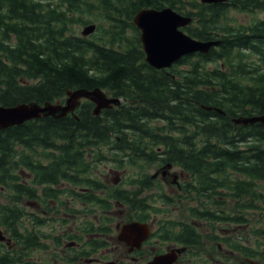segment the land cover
Listing matches in <instances>:
<instances>
[{
  "label": "trees",
  "instance_id": "obj_1",
  "mask_svg": "<svg viewBox=\"0 0 264 264\" xmlns=\"http://www.w3.org/2000/svg\"><path fill=\"white\" fill-rule=\"evenodd\" d=\"M236 3L247 9L246 0ZM254 4L264 7V0ZM166 5L195 17L187 29L198 38L211 39L216 31L223 32V44L197 54L203 71L196 66L184 78H174L172 72L146 61L134 15L146 6ZM227 9L225 2L200 0H0L1 104L54 101L64 99L68 89L95 86L124 97L121 104L104 108L101 114H94L93 103L84 100L76 114L42 116L0 129V181L8 184L17 199L36 196V188L20 182L15 169L22 160L39 162L35 168L40 173L37 182L46 184L43 196L59 197L66 192L61 190L63 180H78L77 175L70 176V170L86 168L85 158L95 147L109 146L123 151L119 157L126 155L120 158L121 163L160 160L181 165L194 175L185 187L207 196L208 202H225L215 195L222 194V189L232 191L237 198L248 193L246 202L239 199L242 208L254 207L252 201L259 196L264 202V124H236L232 119L264 111V64L247 59L255 52L264 63V36L217 24ZM98 17L106 24L98 21L93 33L82 35L80 25ZM254 41L256 44L251 45ZM243 47L249 48L248 53L241 51ZM233 50L239 52L234 64L230 61L224 64L227 66L205 67L211 59L228 57ZM157 119H165L169 133L160 135L159 125L154 123ZM191 123L195 124L192 129L186 125ZM174 130L181 134H173ZM196 134L202 136L201 146L196 143ZM156 144H161L157 150ZM18 146L30 151L23 152ZM39 147L50 149L41 152L44 161L35 156ZM90 184L100 183L90 179ZM111 195L124 197L123 191L117 189ZM81 196L110 204L109 199L102 200L93 193ZM144 201L139 198L137 202L146 208L147 200ZM197 210L193 214L204 219L245 220L241 213L223 215L224 208L220 212L208 206ZM24 212L27 214L25 207L17 202H0V224L8 226L19 244L11 249L0 241V264L35 262L31 251L49 247L45 236L50 234L37 227L44 219L28 212L35 227L25 225L24 231L20 227ZM166 234L165 239L189 243L201 240L200 234L188 238L186 229ZM62 242L61 236L55 235L54 243ZM89 243L96 247L106 242Z\"/></svg>",
  "mask_w": 264,
  "mask_h": 264
},
{
  "label": "rangeland",
  "instance_id": "obj_2",
  "mask_svg": "<svg viewBox=\"0 0 264 264\" xmlns=\"http://www.w3.org/2000/svg\"><path fill=\"white\" fill-rule=\"evenodd\" d=\"M254 7V11H248L232 6L226 10L225 14H222L219 17V22H216L221 26H232V24H240L242 22L243 24H247L255 17L264 18V7L258 5H254ZM190 8L191 7L188 5V9ZM98 21L106 24V22L100 17H98L97 19L93 18L90 22H96L97 24ZM84 25L85 24L80 25V32ZM127 33L128 35H130V31H128ZM251 45L255 44L252 43ZM241 51L244 53H248L249 48L243 47ZM238 53L239 52H237V50H233L229 53L228 57H215L214 59H211L210 62L205 63V67L214 69L215 67H220L221 65L227 66L224 64H228L230 63V61L234 64V60L237 59L236 57ZM250 55L251 56H247V59L249 61L253 59L256 63H260V65L264 64L259 60V54L253 52ZM196 66H198L199 71H203L202 60L199 56H197V53H193L187 56L182 64L180 62L174 65L169 70V72L173 73L174 78H184L186 74H191V71H194ZM61 100L64 101V99ZM154 123L156 125H159L158 130L160 135L161 133L167 134L170 132L165 119H157L154 121ZM173 134L179 135L181 134V132L179 130H174ZM199 139L200 140H198V142L200 143L201 138ZM160 145L161 144H156V146H154L155 150H157V147H160ZM18 147L20 149H24L23 152L30 151L29 148H22L21 146ZM37 149L38 153L35 154V156L44 161L45 158L41 152L44 151L46 153L50 149H44L42 147H39ZM96 151H99L98 157H86V162L88 163V166L86 167L87 171L85 170V168H78V170L80 171V175H90L94 178L101 177L103 180H107V182L110 184H115L127 188L128 190L137 191V196L147 195L146 198L151 200L150 204H154L153 208H150L147 211H142L132 204H119L115 206V208L112 206L109 209H105L100 205L94 204L95 202L84 203L82 202V200L77 199L76 197L73 198L71 197V195L68 196L66 193H63L60 198L66 199V204H60V201L58 199L51 200L54 206L49 207L46 206L43 201H41L39 204V209V207H35L34 203H30L27 197H20L19 199H17L16 196L12 195V191L9 188L8 184L1 181L0 201L17 202L25 207V211L27 212V214H25L24 212L20 220V227L23 228L24 231H26L25 225L30 228L34 227V225L30 223V216L28 212L34 211L45 217L47 219V222L41 224L40 227L46 233H52L48 238L49 242H51L52 238H54L53 233H62L65 230L77 231V227H82L83 222L86 219L94 220V222L99 225L107 223L110 225L112 224L111 230L107 234V236H109L107 237V239L109 240L108 245L107 247L101 248L97 254V256L101 260H108V258L115 259L119 257L121 261L130 262L131 258H133L134 256H138L136 257L137 262L135 263L145 264L148 260V257L151 256L150 252L153 247L155 254L159 250L166 251L169 248L177 245L173 240L165 239L164 237L160 236V234L162 233V223L165 225L171 220L192 222L204 234L209 233L214 224H216L217 226H232L233 232H231L232 235L230 236H233V239H237L241 242L242 238L247 237L251 240V245L256 248H258L260 244L264 242V237L258 233V230L256 228L260 225V223H264V210L258 207L241 208L238 203L239 199H237L235 195L231 194L232 191L222 189V194H215L216 196L219 195L222 199L225 200V202L221 204L213 203L211 201L208 202L210 198H208L207 196H203L202 194H199V192L194 191L190 188H185L180 191L174 185V183L166 181L167 178L172 177L175 170L178 172V174H184V176L182 177L184 181L192 179L179 164L174 165V167H172L171 169H164L160 168L162 167L160 160H153L150 163L144 164H142L141 162L132 164L125 160L121 163V159L126 157V155H122L121 157H119V153L123 151L112 149L109 146L101 147ZM36 164L40 163L35 161L22 160L20 165L15 169V172L19 174L18 180L23 181L26 184H31L33 172L37 171V169L35 168ZM153 173L158 174L152 176L151 174ZM145 175H150V182L146 184L138 180L139 177H143ZM69 184L74 185L71 182H69ZM76 186H78V189L82 190L80 185ZM104 192H106L104 189H98L95 193H97L98 195H104ZM227 192L230 194H226ZM246 197H248L247 194L239 196V198L242 199ZM196 205L203 208L205 206H208L213 210H220V208H224L226 212L231 214V216L235 215L236 213H241L246 217H250L251 222L249 226H246L244 225L245 223L228 220H222L219 222L202 220L199 219L198 216H195L193 214L192 207ZM129 211H131L130 217L132 219L143 218L141 220L148 221L151 224L152 230H159V232H155V236H152L150 244L146 247L150 248L149 252H146L145 248L144 254H134L133 251L129 250L130 243H128V241H121L117 237V234L119 232L117 226L121 221L123 223L129 220ZM1 226L2 229H4V231L8 235H10L8 229L4 225ZM176 228L178 229L179 226H176ZM2 229L0 230V234H4V231ZM223 231L224 230L221 229L217 230V232L221 234H224ZM67 240L69 241V239L66 238L62 246L55 251H52L54 245L53 243L47 250L33 249L31 251V256L36 259L38 264H70L76 258V248L72 249L71 247L69 250H63V247L68 243ZM223 242L224 243H220V245H217L215 242H212L205 238L203 244L193 246L194 250H192L189 256L193 257L194 264H249L248 259L245 257L249 255H245L241 251L235 249L234 247H232V244L226 243L225 241ZM218 247L220 250H218ZM263 247L264 245L261 246V251ZM250 257L256 259V264H264V252L262 256L256 255ZM80 259L81 263H83L84 261L82 260H84V258ZM179 264H183V261H181Z\"/></svg>",
  "mask_w": 264,
  "mask_h": 264
},
{
  "label": "water",
  "instance_id": "obj_3",
  "mask_svg": "<svg viewBox=\"0 0 264 264\" xmlns=\"http://www.w3.org/2000/svg\"><path fill=\"white\" fill-rule=\"evenodd\" d=\"M204 2H219L224 0H202ZM190 15L177 11L172 6L162 8L145 7L135 14L134 21L141 28V40L146 52V59L156 67L170 66L175 60L184 54L196 51L208 52L216 40L198 39L186 33L182 25L191 21ZM95 23L84 27L83 33L94 30ZM69 96L65 104L51 102L49 100L41 104L38 101H23L13 105L0 104V128L13 124L22 123L25 120L41 115L53 114L62 116L68 111L74 110L79 104V98L86 96L95 101V112L102 107L110 106L112 103H119L118 96L109 97L99 86L94 88H77L68 90ZM236 121L248 123L261 121L264 123V112L251 116H241ZM148 234V225L138 221L129 222L123 225L119 237L127 240L132 245L140 246V241ZM123 237V238H122ZM179 247L177 250H182ZM177 258L176 250L159 254L149 261V264H171Z\"/></svg>",
  "mask_w": 264,
  "mask_h": 264
},
{
  "label": "flooded vegetation",
  "instance_id": "obj_4",
  "mask_svg": "<svg viewBox=\"0 0 264 264\" xmlns=\"http://www.w3.org/2000/svg\"><path fill=\"white\" fill-rule=\"evenodd\" d=\"M246 1L248 2V4H247L248 6H247V9H244V10L254 11L255 10V7H254L255 4H254V2L256 0H246ZM225 3H228V8H230L232 6L239 8V5H240L239 3H236V0H228ZM252 21H250L247 24H243V22L240 23V24H232V29L238 28V29H241V30H246V32L248 34H252L253 36L260 35L261 37H263L264 36V32H262V30H264V18L263 17L262 18L261 17H255ZM254 30H258L260 33H258L257 31H254ZM220 34L222 35V33H220ZM219 38H220V41H219V44L218 45H220V44L223 43V42H221V40L224 41V39L222 37H217L216 39L219 40ZM252 43L253 44H256L255 41L252 42ZM179 175L181 176V178L184 176L183 173H181ZM176 176H178V174L172 175V178H171V182L172 183H174L173 180L176 181ZM166 181L169 182L170 181V178H167ZM149 182L150 181L147 180V183H149ZM87 188H88L87 190H91L90 186H88ZM100 189H102V188H100ZM92 190H93V192H96V190H98V189L97 188H93ZM136 193H137V191H136ZM132 197H131V199H132ZM135 199L137 200V198H135ZM89 202H91V201H89ZM89 202H84V203H89ZM244 202H246V201H244ZM252 202L255 205L254 207L260 208V206L261 207L264 206V202H262L260 200H254ZM133 204H134L133 206H135L137 208V202H134ZM247 204H248V206H250L249 203H247ZM250 208H253V207H250ZM105 209H107V208H105ZM262 209L264 210V208H262ZM238 214H240V213H238ZM230 216H231V214H230ZM232 216H234V215H232ZM244 219L245 220L244 221H241V223H245L244 225L249 226V224L251 222V218L244 216ZM227 220L228 221L238 222V221L234 220L233 218L232 219H227ZM91 222H94V220H91V219H86L85 220V224H90ZM216 222H219V221L216 220ZM121 223H122V221L120 222V224ZM190 223L193 226L191 229L187 227V225H189V224H186L185 225V228L188 231V238L189 237L190 238H197L198 237V234H200V236L202 238V235L201 234H203L204 239L206 238L207 240H210L212 242H215L217 245H220V243H224L223 240L224 241L230 240V243H233V238L234 237L233 236H230V235H232L231 232H233V227L232 226H221V225L217 226L216 224H214L213 228L209 232V233H212L213 235H207L208 233H205L204 234L202 232H199V229L192 222H190ZM256 228L258 230V233L261 236L264 237V223H260V225L257 226ZM216 229L217 230L218 229L224 230L223 231L224 234H221L219 232H215L214 233V231H216ZM86 234L88 235V237H90L92 234H95V236H102L105 239H107V237H109V236H107V233L106 232H102V231H91L90 229L86 232ZM210 236L212 237V239L209 238ZM220 238L223 239V240H219ZM242 240L241 241H242L243 249H244L243 254L249 255V256H245L248 259L249 264H256L255 263L256 259H253L250 256H256V255H261L262 256V254L264 252V247L262 248V251H261V246L264 245V242L262 244H260V246L258 248H256V247H254V246L251 245V240L249 238L244 237V238H242ZM174 242H175V244H177L179 246H185V249H183L182 252L179 254V257L174 262V264H179L181 261H183V264H194L193 263L194 262L193 257H190L189 254L192 252V250H194L193 249V246L197 245L198 243L197 242H190L189 243V242H185V241H176V240H174ZM203 242H204V240H203ZM149 244H150V239H147L142 244V249L141 250H143L144 248H146ZM236 246H237V244H236ZM148 252H149V250H148ZM150 255H151V257L154 255V247L152 248V250L150 252ZM82 257H84V256H82ZM113 260L114 261H117L118 264L120 262V258L119 257L118 258H115ZM82 261H84V262L81 263V261H78V262H75L74 264H106L108 262L107 260H101L96 254L95 255H92V256L85 257V259L82 260Z\"/></svg>",
  "mask_w": 264,
  "mask_h": 264
},
{
  "label": "bare ground",
  "instance_id": "obj_5",
  "mask_svg": "<svg viewBox=\"0 0 264 264\" xmlns=\"http://www.w3.org/2000/svg\"><path fill=\"white\" fill-rule=\"evenodd\" d=\"M123 238V237H122Z\"/></svg>",
  "mask_w": 264,
  "mask_h": 264
}]
</instances>
